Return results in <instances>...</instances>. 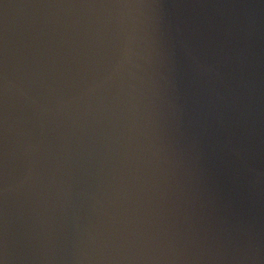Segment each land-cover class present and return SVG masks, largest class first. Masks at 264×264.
<instances>
[{
	"label": "water",
	"instance_id": "1",
	"mask_svg": "<svg viewBox=\"0 0 264 264\" xmlns=\"http://www.w3.org/2000/svg\"><path fill=\"white\" fill-rule=\"evenodd\" d=\"M0 264H264V0H0Z\"/></svg>",
	"mask_w": 264,
	"mask_h": 264
}]
</instances>
